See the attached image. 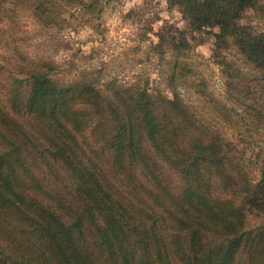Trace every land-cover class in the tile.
I'll list each match as a JSON object with an SVG mask.
<instances>
[{"label":"trees","instance_id":"16d2710c","mask_svg":"<svg viewBox=\"0 0 264 264\" xmlns=\"http://www.w3.org/2000/svg\"><path fill=\"white\" fill-rule=\"evenodd\" d=\"M167 3L251 66L237 99L264 124V34L237 24L255 0ZM51 70L17 66L0 97V264H264V163L252 180L174 91L104 93Z\"/></svg>","mask_w":264,"mask_h":264},{"label":"rangeland","instance_id":"374dc122","mask_svg":"<svg viewBox=\"0 0 264 264\" xmlns=\"http://www.w3.org/2000/svg\"><path fill=\"white\" fill-rule=\"evenodd\" d=\"M237 24L264 34V0L245 7ZM215 31L191 25L167 0H0V97L8 78L19 76L16 67L30 62L51 65L55 80L89 81L104 93L114 86L144 87L154 97L174 91L207 130L234 144L255 180L264 124L243 115L250 100L237 99V80L256 73L230 40L215 47ZM246 219L252 226L261 218Z\"/></svg>","mask_w":264,"mask_h":264}]
</instances>
